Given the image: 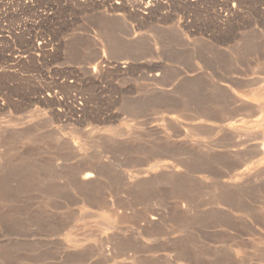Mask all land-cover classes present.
Listing matches in <instances>:
<instances>
[{
  "label": "rangeland",
  "instance_id": "rangeland-1",
  "mask_svg": "<svg viewBox=\"0 0 264 264\" xmlns=\"http://www.w3.org/2000/svg\"><path fill=\"white\" fill-rule=\"evenodd\" d=\"M0 264H264V0H0Z\"/></svg>",
  "mask_w": 264,
  "mask_h": 264
},
{
  "label": "bare ground",
  "instance_id": "bare-ground-1",
  "mask_svg": "<svg viewBox=\"0 0 264 264\" xmlns=\"http://www.w3.org/2000/svg\"><path fill=\"white\" fill-rule=\"evenodd\" d=\"M257 139V138H256ZM93 175L91 174V173H89V174H87V175H85V178H90V177H92Z\"/></svg>",
  "mask_w": 264,
  "mask_h": 264
}]
</instances>
